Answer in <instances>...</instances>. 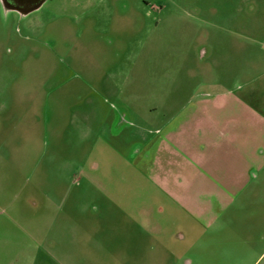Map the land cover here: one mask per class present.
Here are the masks:
<instances>
[{"label":"rangeland","instance_id":"rangeland-1","mask_svg":"<svg viewBox=\"0 0 264 264\" xmlns=\"http://www.w3.org/2000/svg\"><path fill=\"white\" fill-rule=\"evenodd\" d=\"M209 74L264 107V0H43L29 11L0 0V264H112L79 241L134 171L105 138ZM260 183L211 226L155 202L167 207L148 251L171 255L164 264H264Z\"/></svg>","mask_w":264,"mask_h":264},{"label":"crops","instance_id":"crops-1","mask_svg":"<svg viewBox=\"0 0 264 264\" xmlns=\"http://www.w3.org/2000/svg\"><path fill=\"white\" fill-rule=\"evenodd\" d=\"M217 78L209 74L208 80L194 84L187 98L179 95L175 107L170 102L160 110L151 108L146 124L125 121L105 138L134 171L124 188L121 183L115 188L114 208L103 209L104 219L93 225L85 222L88 235L78 239L86 246L82 249L86 254L93 249L94 260L99 259L97 249L102 247L107 248V261L112 264L125 260L152 264L154 259L164 264L171 255L148 251L160 243L153 237L162 229L154 213L166 206H155V202H166L175 214H185L193 221L192 227L211 226L218 211L230 205L234 209L235 198L247 196L253 186H260L264 178V107L253 105L249 93L234 91L228 81L223 87ZM202 85L212 89L202 91ZM99 116L102 120L103 113ZM122 139L127 147L120 143ZM120 175L116 174L121 179ZM143 181L145 186L139 189ZM100 195L109 197L111 193ZM141 196L147 198L142 200ZM208 212L215 215L212 221H208ZM96 229L99 236H95ZM143 245L144 250L140 248Z\"/></svg>","mask_w":264,"mask_h":264},{"label":"flooded vegetation","instance_id":"flooded-vegetation-1","mask_svg":"<svg viewBox=\"0 0 264 264\" xmlns=\"http://www.w3.org/2000/svg\"><path fill=\"white\" fill-rule=\"evenodd\" d=\"M10 7L29 11L36 8L43 0H4Z\"/></svg>","mask_w":264,"mask_h":264}]
</instances>
